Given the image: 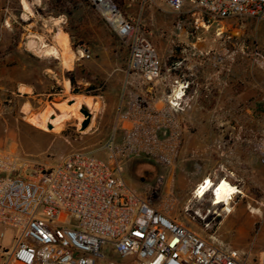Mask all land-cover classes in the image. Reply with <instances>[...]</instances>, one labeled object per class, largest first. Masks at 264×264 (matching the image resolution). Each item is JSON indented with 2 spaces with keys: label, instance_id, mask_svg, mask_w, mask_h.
<instances>
[{
  "label": "rangeland",
  "instance_id": "obj_1",
  "mask_svg": "<svg viewBox=\"0 0 264 264\" xmlns=\"http://www.w3.org/2000/svg\"><path fill=\"white\" fill-rule=\"evenodd\" d=\"M22 1L0 0V147L49 164L80 151L105 159L102 148L113 133L121 104L127 45L89 0H41L39 6L29 0L34 9L29 17ZM114 1L148 34L165 66L179 61L187 46L204 51L206 73L199 74V80L211 84L214 96L221 100L220 106L214 105L212 96L204 102L206 112L181 117L185 133L172 167L133 160L125 169V183L143 194L160 175L165 176L160 201L155 204L163 215L189 226L223 251L252 252L247 264H258L257 255L264 248V236L258 232L260 204L264 202V22L234 17L209 25L206 21L203 26L197 21L199 15H191L189 5L185 14H178L164 0ZM58 31L71 35H66L75 60L71 70L64 67L61 58L57 63L53 56H41L28 48L30 36L55 46ZM81 49L89 58L81 56ZM41 63L58 69V80L52 72H48L52 77L42 78ZM214 63L220 69V87L210 76ZM30 65L34 69H29ZM68 72L73 73L77 88L84 92L98 87L99 95L74 94ZM66 81L71 84L70 91ZM25 83L34 88L24 87ZM41 91L45 93L41 95ZM74 96L100 105L98 111L91 112L86 130H81L82 112L71 115L60 133L37 125V119L48 111L60 114L57 105L73 103ZM205 177L217 178V182L227 178L242 191L232 202L218 201L214 196V204L225 207L218 210L221 216L217 224L209 227L206 224L213 215L208 211H214L211 197L194 198ZM229 184L226 180L218 184L216 193ZM1 235L0 249L11 250L19 232L0 226ZM102 253L104 259L99 264L118 260L108 244Z\"/></svg>",
  "mask_w": 264,
  "mask_h": 264
},
{
  "label": "built area",
  "instance_id": "obj_2",
  "mask_svg": "<svg viewBox=\"0 0 264 264\" xmlns=\"http://www.w3.org/2000/svg\"><path fill=\"white\" fill-rule=\"evenodd\" d=\"M89 1L129 49L120 108L102 148L106 158L80 151L49 164L0 147V226L19 232L11 250L0 249V264H99L107 244L118 257L108 264H247L252 252L223 251L156 208L165 176L143 194L124 180L133 160L165 168L176 163L185 133L181 117L199 99L214 96V87L201 83L189 63L198 66L206 53L188 46L182 59L165 66L148 34L119 4ZM164 1L178 14L189 5L203 26L234 17L264 22V0ZM79 53L89 58L85 49ZM225 180L231 183L206 177L195 189L196 200L210 196L214 207L206 227L217 224L218 210L225 207L214 204L217 185ZM208 181L211 188L200 196ZM238 192L231 202L242 195ZM260 205L258 232L264 236V202ZM257 262L264 264V248Z\"/></svg>",
  "mask_w": 264,
  "mask_h": 264
},
{
  "label": "bare ground",
  "instance_id": "obj_3",
  "mask_svg": "<svg viewBox=\"0 0 264 264\" xmlns=\"http://www.w3.org/2000/svg\"><path fill=\"white\" fill-rule=\"evenodd\" d=\"M39 2L40 0H36ZM35 1V2H36ZM22 5L24 8L25 16H33L34 9L33 4L29 0H23ZM38 37L30 36L28 42V48L30 51L38 54V55H49L53 57H60L63 61V65L66 69L71 70L74 65V55L70 51L69 47V38L66 34L59 32L55 36V43L56 45L51 47L37 41ZM42 41V40H41ZM25 89V88H24ZM66 89L70 91L71 84L69 81H66ZM25 91V90H24ZM29 92V91H27ZM74 102L70 103L69 101H65L61 104H58V109L60 114H57L54 110L48 111L44 116L37 119V125L44 127L45 129L49 130L50 125L52 126L53 130H50L54 133H60L65 124L70 119L71 115L75 114L79 116L80 112L83 108H87L90 112H96L99 110L100 105L98 102L91 101L86 97L82 96H74ZM70 103V104H68ZM85 120L82 116H79V121L83 123ZM230 183L227 186H224L220 191H218L215 196V200L224 201L227 199H232L233 195L238 194V188L233 186L234 184ZM212 186V181H208L205 186L199 188L198 194L203 196Z\"/></svg>",
  "mask_w": 264,
  "mask_h": 264
},
{
  "label": "crops",
  "instance_id": "obj_4",
  "mask_svg": "<svg viewBox=\"0 0 264 264\" xmlns=\"http://www.w3.org/2000/svg\"><path fill=\"white\" fill-rule=\"evenodd\" d=\"M36 1V0H35ZM34 1V3L36 4V6H39V4L41 3L40 1L39 2H35ZM65 34L66 35H68L69 37H71V35L69 34V33H67V32H65ZM188 47V46H187ZM198 49V48H197ZM199 51H201V52H204V51H202L201 49H198ZM183 54V51L181 52V59L183 58V56L184 55H182ZM53 58H55V61L58 63V61H59V58L60 57H53ZM203 59L201 60V61H199V64H198V66H195L194 65V63L193 62H189L190 63V67L191 66H193V67H196V69L198 70V72H199V74H201V75H203V74H205L206 73V69L203 67ZM174 63V62H173ZM173 63H171V64H169V65H172ZM168 65V66H169ZM31 68H33L34 69V67L32 66V65H30L29 66V69H31ZM58 70V69H57ZM57 70L55 69V68H53V67H50V66H47V65H44L43 63H41V77L42 78H45V79H48V78H50V77H52V75H49V73L48 72H52L53 74H54V76H56V80H58V74H57ZM209 71H212V74L210 75V76H212V78H214V82H215V84L217 83V85L220 87L221 86V81H220V79H221V77H220V69H219V67H217V65H216V63H214L213 64V68H212V70H209ZM65 82H63V84H64ZM64 86V85H63ZM24 87H26V88H28V89H33L34 88V85L33 84H31V83H25V86ZM161 91H162V89H161ZM45 92H43V91H41V95L42 94H44ZM25 94H30V92H27V91H25ZM221 100H219V97L217 96H214L213 97V102H215L214 103V105H219V102H220ZM205 100H203V99H199L194 105H193V107H192V109L190 110V111H188V113L187 114H185V115H183L182 117H184V116H187V117H193V116H195V115H197V114H203L204 112H206L207 111V109H206V105H205ZM220 106V105H219ZM206 178V177H205ZM202 182V181H201ZM200 182V183H201Z\"/></svg>",
  "mask_w": 264,
  "mask_h": 264
},
{
  "label": "trees",
  "instance_id": "obj_5",
  "mask_svg": "<svg viewBox=\"0 0 264 264\" xmlns=\"http://www.w3.org/2000/svg\"><path fill=\"white\" fill-rule=\"evenodd\" d=\"M60 71H57L58 74ZM66 76L68 77V79L71 81V84L73 86V93L76 94V95H79V94H85V95H88V96H98L99 95V91H98V87H94V86H91L89 87L86 91H82L81 89L77 88V81L76 79L73 77V73L71 72H68L66 74ZM220 220V219H219Z\"/></svg>",
  "mask_w": 264,
  "mask_h": 264
},
{
  "label": "water",
  "instance_id": "obj_6",
  "mask_svg": "<svg viewBox=\"0 0 264 264\" xmlns=\"http://www.w3.org/2000/svg\"><path fill=\"white\" fill-rule=\"evenodd\" d=\"M71 103V102H70ZM83 115L85 116V120L83 121V123L81 124V130H86L87 127L90 125L91 120H92V113L90 112L89 109L87 108H83L82 111ZM50 129H52V126L50 125L49 127Z\"/></svg>",
  "mask_w": 264,
  "mask_h": 264
}]
</instances>
